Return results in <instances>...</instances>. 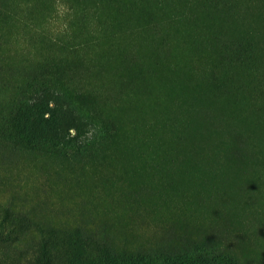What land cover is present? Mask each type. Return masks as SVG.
I'll return each mask as SVG.
<instances>
[{"label":"rangeland","instance_id":"1","mask_svg":"<svg viewBox=\"0 0 264 264\" xmlns=\"http://www.w3.org/2000/svg\"><path fill=\"white\" fill-rule=\"evenodd\" d=\"M4 228L0 264H264V0H0Z\"/></svg>","mask_w":264,"mask_h":264},{"label":"trees","instance_id":"2","mask_svg":"<svg viewBox=\"0 0 264 264\" xmlns=\"http://www.w3.org/2000/svg\"><path fill=\"white\" fill-rule=\"evenodd\" d=\"M15 231L10 229L9 231H7L5 228L1 229L0 235H3L5 237V239L10 240V241H16L18 240V236H16V234L14 233ZM4 239V238H3ZM49 251L52 249H48ZM46 259L47 263L51 264V261H53L54 255L52 253H44L41 254L40 256H38V260H42V259Z\"/></svg>","mask_w":264,"mask_h":264}]
</instances>
